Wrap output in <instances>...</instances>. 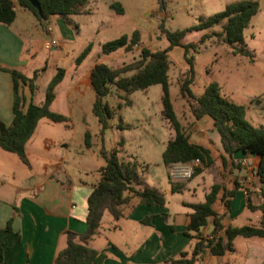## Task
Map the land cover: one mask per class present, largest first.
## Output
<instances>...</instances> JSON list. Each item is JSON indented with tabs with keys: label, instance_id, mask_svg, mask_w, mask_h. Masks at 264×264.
Segmentation results:
<instances>
[{
	"label": "rangeland",
	"instance_id": "374dc122",
	"mask_svg": "<svg viewBox=\"0 0 264 264\" xmlns=\"http://www.w3.org/2000/svg\"><path fill=\"white\" fill-rule=\"evenodd\" d=\"M163 1L164 9H161L159 0H87L81 12L65 16L53 15L42 24L31 12L17 6L16 19L21 21L22 28L27 34L25 55L32 63V70L39 71L34 80L36 89L33 102L40 104L44 101L45 90L57 75V70L67 69L73 64L88 44H91V53L80 63L77 79L82 78L84 71L93 63H102L115 69L139 59L141 48L149 51L162 50L168 42L162 34L161 27L170 32L190 28L200 18L218 13L226 5L239 0ZM256 1L258 11L242 32L244 49L249 55L233 54L231 49L212 36L197 49L196 53L190 51L187 57L193 56L194 78L190 90L194 96H200L206 86L216 83L221 95L246 108V120L249 123L264 127V116L262 118L256 116L253 106V103L257 104L260 100H264V0ZM113 2L121 5L123 10L121 14L109 9V5ZM134 30L140 33L142 47L135 45L130 51L118 50L108 55L101 53L100 44L121 35L130 36ZM205 32L219 33L220 28L214 26ZM202 34V32L188 34L185 43H196ZM52 40L57 43L56 46L48 45ZM169 60L168 75L171 80L173 104L181 123L186 129H190V119L187 116L188 102L179 91L180 83L184 81L187 71V68L182 67L183 51L174 50L170 53ZM25 74L29 78L32 77V71ZM160 95L159 85L128 95L112 87L102 101L113 107L114 112L108 121L109 127L101 133L97 119L92 113L95 94L85 79L68 99L71 117L66 123H54V130L50 136L57 140L59 148L67 145L65 160L68 163L69 173L77 163L88 169L91 175L98 167V163H104L100 155L101 150L109 152L116 149L121 160L137 164L138 172L149 187L157 189L164 195V207L152 209L167 212L171 218L177 219L179 216L180 219L181 203L192 202L193 198L187 191H178L195 175L182 182H172L178 185V191L171 193L166 168L161 160L171 131L159 113ZM50 111L53 112L51 109ZM53 113L59 114L55 111ZM85 132L90 134L91 147L88 150L84 145ZM216 160V164L205 170L206 176L214 183L230 187L232 175L239 174L245 168L242 166L243 163H239L241 166L237 168L231 161L228 163L222 161L221 165L218 156ZM245 166L252 168L253 163L247 162ZM255 197H258V194ZM255 202H257L256 198ZM259 216L258 212L247 210L232 225H257ZM246 217L249 219L246 220ZM179 223L180 220L176 223V234L173 236L182 239L184 244L182 249L189 251L195 238L187 239L182 236L181 231L178 230ZM120 224L122 232L112 233V240L120 242L141 235V231L134 230L138 225L137 222L121 220ZM171 224V219L157 220L159 231L162 227L170 229L168 226ZM103 226H106L104 221ZM101 239L98 237L97 241ZM176 243L178 244L177 241Z\"/></svg>",
	"mask_w": 264,
	"mask_h": 264
},
{
	"label": "trees",
	"instance_id": "16d2710c",
	"mask_svg": "<svg viewBox=\"0 0 264 264\" xmlns=\"http://www.w3.org/2000/svg\"><path fill=\"white\" fill-rule=\"evenodd\" d=\"M37 1L41 9L40 14L27 1L16 0L19 8L31 12L41 24L53 15L65 16L79 13L87 2V0ZM159 2L161 9H164V1L159 0ZM13 5L11 0H0V24L11 25L15 21L16 12L13 10ZM109 9L118 14L123 12L119 3H111ZM257 11L258 2L256 0H239L226 5L218 13L200 18L190 28L170 32L161 27L162 34L168 42L164 49L149 51L141 48L139 59L132 63L115 69L99 63L90 71V85L95 94L92 113L97 119L101 133L109 127L108 121L114 112L102 101L110 93L112 87L128 95L135 91H145L150 86L159 85L161 88V116L173 131V138L168 140L161 155L163 165L168 169L171 164L197 160L200 166L206 169L213 164L210 152L189 141V136L175 112L170 95L171 84L168 75L170 60L168 54L173 48H181L187 64V71L184 81L180 83L179 91L181 96L187 99L189 112L193 119L197 121L203 117H208L212 120L224 155L231 159L232 164L237 168L241 165L234 163L232 158L236 153L255 155L259 159L255 171L259 182L257 189L259 201L253 204L251 192L246 190L245 204L249 211L260 214L258 224L240 227L228 225L224 229V237L218 236V233L223 229V215L215 212L214 205L220 200L226 211H229L235 190L240 188V185L235 182L233 190L224 189L219 197L222 187L213 184L208 193L205 194L202 203L187 205L192 212L189 215L184 234L186 236H189L190 233L195 234L196 241L192 250L189 254L187 252L180 253L175 259H166L165 263L167 264H199L206 250L212 256H222L232 252L233 242L237 237L264 238V127L253 126L249 123L246 120V108L221 95L220 88L216 83H210L200 96H194L190 90L194 78L193 56L187 57L190 51L196 53L197 49L212 36L218 38L222 44L231 49L233 54L249 55L244 49L242 32ZM214 26L220 28L219 33L205 32ZM193 32H202L203 34L196 43H185L186 36ZM139 43L140 33L134 30L130 36L121 35L114 40L102 43L100 50L102 54L108 55L120 49L130 51ZM90 50L91 44H88L75 59L74 65L79 66L90 53ZM1 70L8 72L12 78L13 104L10 124L5 125L0 121V149L16 155L23 164L28 166L25 144L33 135L37 122L41 119H46L51 123H66L68 121L67 117L53 113L49 109L54 99L53 90L61 81L64 71L62 69L57 70V75L50 81L45 90L44 101L35 104L33 102L36 89L34 80L39 71H34L32 77L29 78L17 70L5 68H1ZM22 87H27L30 92L28 103H26L21 92ZM84 145L86 149L91 147L88 132L84 134ZM100 155L104 159L105 165L99 169L100 178L86 201V231L83 234L66 232L65 247L57 254L53 264H103L106 256L89 248L88 241L98 234L101 227V217L105 211L110 214L112 226L115 227L116 222L122 217L121 207L128 204L133 198H137L145 206L160 208L165 205L163 194L146 185L135 162L121 160L116 149L109 152L101 150ZM221 159L225 162L224 156H221ZM200 172L201 169L197 167L193 176ZM170 184L171 192H177L178 185ZM161 217L165 218L164 215ZM209 219H212L213 225L209 234L212 238H200V230L207 225ZM148 222L149 218L143 220V223ZM6 232L7 234L11 232L9 224L6 226ZM216 236H218L217 239H215ZM5 240L0 245V264H3ZM18 240L19 237L16 235L14 242Z\"/></svg>",
	"mask_w": 264,
	"mask_h": 264
},
{
	"label": "crops",
	"instance_id": "0c3cea01",
	"mask_svg": "<svg viewBox=\"0 0 264 264\" xmlns=\"http://www.w3.org/2000/svg\"><path fill=\"white\" fill-rule=\"evenodd\" d=\"M11 1L17 6L16 0ZM26 38L27 34L23 30L20 20L15 19L11 25L0 24V121L5 125L10 124L12 120L13 82L10 74L1 68L17 70L25 76L26 72L32 71L33 74L36 71L32 70V63L25 55ZM137 46L142 47L143 44L140 42ZM176 49L182 50L173 48L168 56ZM96 64L99 63L89 66L84 71L83 77L79 79L76 75L80 66H75L73 63L67 69H63V77L53 90L54 99L49 106L53 112L67 118L71 117L68 99L85 79L90 85V71ZM182 67L183 69L187 68L185 60ZM21 92L28 103L30 98L28 88L22 87ZM170 95L173 102L171 86ZM253 106L256 116L262 118L264 116V100H260L257 104L253 103ZM175 112L177 114L176 109ZM159 113L161 116V108ZM187 116H189L191 126L190 129L185 128L189 141L209 150L213 159L212 165L216 164L217 156L221 165V156H224L225 162H230L231 159L225 156L221 149L219 136L213 128L212 120L203 117L195 121L190 112L187 113ZM53 124L46 119L37 122L33 135L25 144L28 166L23 164L16 155L0 149V245L6 238L3 244V264H53L57 254L65 247V233L83 234L86 231V201L100 178L98 171L105 165V161L103 164L98 163V167L91 175L88 169L77 163L69 173L68 163L65 160L68 147L64 145L59 148L57 140L50 136L54 130ZM167 126L169 128L168 124ZM169 130L171 131L170 140L173 138V131L171 128ZM232 158L234 163L242 162V166L245 168L239 174L232 175L230 187L212 182L206 176L207 168L202 169L200 166L201 172L182 185L178 192L187 191L193 200L181 203L180 219L179 216L177 219L171 218L167 212H158L156 209H152L159 207L145 206L137 198H133L128 204L121 207L122 217L116 222L115 227L112 226L110 214L107 211L102 214L99 232L88 241V247L106 256L103 264H167L165 263L166 259H175L182 252L189 254L196 241L195 239L189 251H185L182 249L184 245L182 239H176L173 236L176 234V223L180 220L178 230L181 231L182 236L187 239L195 238L194 233H190L189 236L184 234L189 215L192 212L187 205L202 203L205 194L213 184L222 187L219 193L220 197L224 189L233 190L236 182L240 188L235 190L229 211H226L220 200L214 205L215 212L223 215V229L218 233V236L224 237V229L228 225H232L248 210L245 206L246 190L251 192L253 204L259 201L258 197H255L259 187L255 172L259 161L258 157L236 153ZM247 162H252L253 167H246L245 163ZM166 177L169 184L172 183L168 178L167 168ZM178 182H182V180ZM255 198L257 202H255ZM162 215L165 218H162ZM146 218H149V222L143 223ZM163 219H171L172 224L168 226L170 229L162 227L159 231L157 220ZM121 220L137 222L138 225L134 227V230L135 232L141 231V235L135 239L120 242L112 240V233L122 232ZM259 220L260 216L257 218V224ZM103 221L106 222V226H103ZM8 224L11 230L9 234L6 232ZM212 228V219H209L207 225L200 230L199 237L209 238ZM16 235L19 240L14 242ZM98 237L102 238L101 241H97ZM199 264H264V238L237 237L233 242L232 252L222 256H212L206 250Z\"/></svg>",
	"mask_w": 264,
	"mask_h": 264
},
{
	"label": "built area",
	"instance_id": "2783aa9c",
	"mask_svg": "<svg viewBox=\"0 0 264 264\" xmlns=\"http://www.w3.org/2000/svg\"><path fill=\"white\" fill-rule=\"evenodd\" d=\"M13 10L17 11V6L15 4L13 5ZM46 31L48 32L49 29H47ZM48 45L56 46L57 43L54 40H52L50 43H48ZM199 166H200V163L197 160H194L188 163L171 164L167 169L168 177L172 182H178L181 180L190 179L193 176L195 169ZM211 238L212 237L209 236L208 239H211ZM217 238L218 236L215 237V239Z\"/></svg>",
	"mask_w": 264,
	"mask_h": 264
},
{
	"label": "water",
	"instance_id": "95a60500",
	"mask_svg": "<svg viewBox=\"0 0 264 264\" xmlns=\"http://www.w3.org/2000/svg\"><path fill=\"white\" fill-rule=\"evenodd\" d=\"M27 1L37 12L41 13V9L37 0H24Z\"/></svg>",
	"mask_w": 264,
	"mask_h": 264
}]
</instances>
